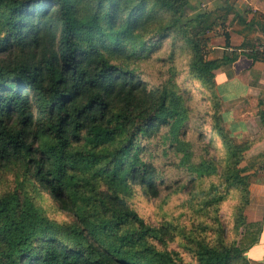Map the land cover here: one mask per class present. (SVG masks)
Returning a JSON list of instances; mask_svg holds the SVG:
<instances>
[{"label":"trees","instance_id":"trees-1","mask_svg":"<svg viewBox=\"0 0 264 264\" xmlns=\"http://www.w3.org/2000/svg\"><path fill=\"white\" fill-rule=\"evenodd\" d=\"M223 4L0 0V172L18 180L0 191V264H249L262 231L246 216L250 145L225 128L214 80L237 54L208 58V32L228 43ZM136 192L181 196L185 219L151 222Z\"/></svg>","mask_w":264,"mask_h":264},{"label":"crops","instance_id":"crops-1","mask_svg":"<svg viewBox=\"0 0 264 264\" xmlns=\"http://www.w3.org/2000/svg\"><path fill=\"white\" fill-rule=\"evenodd\" d=\"M228 4L234 7L232 3ZM223 7V3L215 7L218 9L215 14H224ZM237 12L238 18L227 29L228 43L223 32L208 35V58L237 54L233 62L214 72L215 89L221 100L220 114L225 128L237 141L249 143L244 158L249 160V166L255 167L264 161V61H253L241 53L264 41V17L255 12H249L247 16ZM260 216L264 218L263 213ZM259 242L262 243V239Z\"/></svg>","mask_w":264,"mask_h":264},{"label":"rangeland","instance_id":"rangeland-1","mask_svg":"<svg viewBox=\"0 0 264 264\" xmlns=\"http://www.w3.org/2000/svg\"><path fill=\"white\" fill-rule=\"evenodd\" d=\"M225 1H228V3H232L235 7V9L233 7V10L228 15L229 24L234 21L233 19V21L230 22V20H232L231 17H235L233 13L237 12V10L243 12L246 16L249 14V12H255L264 17V1L261 0H191L192 8H188L185 12V15H193V13L196 11H211L215 7L224 3ZM260 11L263 13V15ZM215 15L218 16L221 14H219L218 12ZM229 24L226 26V28L229 26ZM218 31V33H222L223 31H225V27H219ZM213 34L214 32L207 33V35L210 36ZM159 67L160 63H156L151 67L147 66L145 68L146 73H148L149 77L153 82H155V77L158 73ZM180 78L182 79V77ZM187 85H189V82L185 83V86ZM192 93L191 94L194 97L192 105H196L202 110L205 109L204 102L198 101L200 99L199 94L194 89H192ZM205 123L206 128H209V122ZM205 140H208V135L205 136ZM243 164L247 166V169L244 171L250 173L248 179L251 195L250 202L246 207V216L248 220L253 221L255 223H259L260 226L262 225V231L259 238V240L262 239V243L258 241L259 243L257 242L252 245L244 252V255L248 258L249 264H264V218L260 216V213L261 215L262 213L264 214V176L253 172L256 166H249V160H246L244 158ZM17 182L18 180L14 173L2 171L0 172V191L5 189H12L17 184ZM34 195L37 204L43 209V212L46 215L51 218H55L58 221L68 219L63 213L55 209V207L50 202L49 198L44 193L37 192L34 193ZM259 196L260 198L256 199V197ZM132 201L137 210L140 212V214H142L144 217H146V219L150 220L151 222L157 223L158 221L172 220L171 222L174 223V221L180 222L181 220L185 219V216L182 214L185 211V208L182 205L181 196L173 195L168 197L165 194H162V197L160 199L149 201L142 197L138 192H136V195L133 197ZM229 208V203H224L221 209V215L228 217L230 212ZM257 225L258 224H256V226ZM177 240L178 239H176V241ZM172 247L176 250L181 249L177 246L176 242L173 243Z\"/></svg>","mask_w":264,"mask_h":264},{"label":"built area","instance_id":"built-area-1","mask_svg":"<svg viewBox=\"0 0 264 264\" xmlns=\"http://www.w3.org/2000/svg\"><path fill=\"white\" fill-rule=\"evenodd\" d=\"M258 48H259V49H263V48H264V41L261 42V43L258 45Z\"/></svg>","mask_w":264,"mask_h":264}]
</instances>
